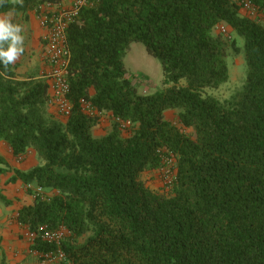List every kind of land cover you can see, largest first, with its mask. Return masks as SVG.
<instances>
[{"label":"trees","instance_id":"1","mask_svg":"<svg viewBox=\"0 0 264 264\" xmlns=\"http://www.w3.org/2000/svg\"><path fill=\"white\" fill-rule=\"evenodd\" d=\"M62 1L4 0L0 14ZM242 1L92 0L67 31L66 121L50 114L45 79H19L17 65L0 63V143L16 158L32 151L38 159L11 169L0 153V202L10 204L9 173L10 183L54 192L17 211L37 234L31 249L41 261L61 249L65 258L49 264H264V0H251L259 18ZM221 24L243 45L218 32ZM136 42L160 61L167 88L140 93L127 77ZM237 55L247 65L242 89L224 101L205 95L229 80L228 58ZM83 101L96 113H85ZM104 114L112 126L96 136ZM166 156L177 177L159 192L143 176L159 172ZM42 226L67 234L52 244Z\"/></svg>","mask_w":264,"mask_h":264},{"label":"built area","instance_id":"2","mask_svg":"<svg viewBox=\"0 0 264 264\" xmlns=\"http://www.w3.org/2000/svg\"><path fill=\"white\" fill-rule=\"evenodd\" d=\"M70 1L69 3H66V0L58 3H45L39 7V13L36 12L40 24L45 31L43 35V59L45 63L40 77L49 83V93L51 96L49 106H53L57 113L65 117L70 115L72 108L71 102L68 99L70 92L69 66L71 52L68 45L67 31L69 25L79 17L81 10L92 3V0ZM242 6L249 14H258V10L251 0L242 1ZM218 29L222 34L231 37L230 28L227 25L221 24L218 26ZM82 107L83 111L87 114L93 115L96 113V110L90 102L83 101ZM115 120L122 129H126L130 125L128 121L120 118H116ZM8 149L12 153V149L10 147ZM26 156L27 153L17 157V159L21 161ZM164 163L165 165L159 172L163 177L164 187L169 188L175 183L177 177L175 160L171 156H166ZM25 187L32 192L34 197L47 199L51 196L41 186L29 183ZM39 233H41L42 238L47 242L60 245L67 231L64 228L52 230L46 226H42L39 228ZM36 236V233L28 231L27 237L30 243L35 240ZM33 252L37 254L36 251ZM41 257L43 258V262L51 263L63 260L65 254L61 249H57L56 251L41 254Z\"/></svg>","mask_w":264,"mask_h":264},{"label":"rangeland","instance_id":"3","mask_svg":"<svg viewBox=\"0 0 264 264\" xmlns=\"http://www.w3.org/2000/svg\"><path fill=\"white\" fill-rule=\"evenodd\" d=\"M69 1L70 0H66V3H69ZM243 11L245 14L248 13L244 9H243ZM249 15H251V14H249ZM251 16L257 17V18L260 17L259 13L256 15H251ZM217 31L220 32L218 28H217ZM230 32H231L230 33L231 37H228L224 34L223 35L226 36L230 40L235 39L237 41L238 45L242 46L243 45L242 39L239 38L231 29H230ZM124 61H125L126 67L128 69L127 77L131 78L132 83L138 88L140 93H144V94L156 93V92H159V91L168 87V85L164 84V72H163L162 65H161L160 61L157 58L151 56L147 52L146 47L143 43H140V42L134 43L131 47V50L127 53ZM228 67H229V80L227 82L221 84L217 88L206 89L205 95L212 96V97H215V98H218V99L224 101V100L230 98L232 96V94H234L236 91L242 89L245 78H246V72H247V65L244 61L243 56L242 55L230 56L228 58ZM28 75H30V74H27V76ZM28 77H30V76H28ZM48 109H49V112L52 116H54L55 118H57L59 120L66 121L65 116L57 113L51 107ZM101 118H102L101 123L98 124L93 129L94 134L96 136L104 135L110 129V127L112 126V123H113V119L109 114H104ZM166 118L170 122H172L175 126L182 127L180 120H179L178 113L176 110H168L166 112ZM128 128L129 127H127L126 129L128 130ZM126 129H124V130H126ZM2 145H4L5 146L4 148H7L8 152L11 153L8 149L9 146H7L4 143H2ZM11 155L16 159V161L18 163H22L27 157L28 158L30 157L33 160V162L36 159V161L38 163V159L32 151H30L29 153L27 152V156L25 157V159H23L21 161H18V159L13 155V153H11ZM10 168L11 169L16 168L14 166L13 162L11 163ZM10 177H11L10 174L3 177L2 182L5 186L9 185V183H10L9 178ZM143 178L146 181L147 185L150 186L152 189L159 191V192L164 191L165 187L163 185V177L160 174V172L145 173ZM20 191H24V193L27 192L28 198H22V197L17 196L15 194V193H18ZM46 191L50 195L54 194V192L51 190H46ZM13 193L15 194L14 197H11V198H13V200H11L9 198L8 199L10 201V204L11 203L13 204L16 202L17 207L21 205L20 203L22 201H25V203L23 205H25L26 203L29 204L32 201V198H31V196H33L32 192L31 191L28 192V190L26 189V187L24 188V186H20L18 188V190L17 189L14 190ZM9 195L11 196V194H9ZM10 204L6 205V204L0 202V207H3V209L8 208V211L10 210L9 214L12 215L14 210L11 211V208L9 207ZM33 264H49V263H45V262L41 261V259L37 256V257H34Z\"/></svg>","mask_w":264,"mask_h":264},{"label":"crops","instance_id":"4","mask_svg":"<svg viewBox=\"0 0 264 264\" xmlns=\"http://www.w3.org/2000/svg\"><path fill=\"white\" fill-rule=\"evenodd\" d=\"M9 12L12 13L13 23H20L24 26V31L22 33L24 35V52L14 63L17 65V77L19 79H25L28 76L34 75L40 77L45 63L43 59V35L45 31L40 24L38 16L35 11ZM9 12L1 13L0 16ZM27 74L30 75L27 76ZM50 107L55 110L53 106H49V108ZM4 147L5 146L1 143L0 153L7 158L9 165L13 162L17 169L24 171L36 165V159L33 162L30 157H27L22 163H18L11 153L8 152L7 148ZM9 174L12 175V173ZM20 186H24L25 188V185H23L21 181L9 183L8 186L3 184L5 194L11 200H13L11 197H14L15 194L22 198H28L27 192L24 193V191H20L15 194L13 193L14 190H18ZM9 194H11V196ZM24 203L25 201H22L20 203L21 205L18 207L16 202L13 204L11 203L9 207L11 211L14 210L12 215L9 214L10 210L8 211V208L3 209V207H0V264H33L34 257H37L31 249V243L27 237L28 229L24 228L17 221V211Z\"/></svg>","mask_w":264,"mask_h":264},{"label":"clouds","instance_id":"5","mask_svg":"<svg viewBox=\"0 0 264 264\" xmlns=\"http://www.w3.org/2000/svg\"><path fill=\"white\" fill-rule=\"evenodd\" d=\"M4 0H0L2 4ZM13 5L23 6V0H10ZM24 26L12 22V13L0 16V63L5 69L14 64L24 52Z\"/></svg>","mask_w":264,"mask_h":264}]
</instances>
